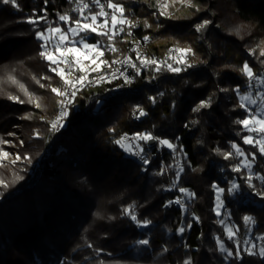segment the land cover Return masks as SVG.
Segmentation results:
<instances>
[{
  "label": "trees",
  "instance_id": "16d2710c",
  "mask_svg": "<svg viewBox=\"0 0 264 264\" xmlns=\"http://www.w3.org/2000/svg\"><path fill=\"white\" fill-rule=\"evenodd\" d=\"M77 1L17 0L18 8L0 2V76L6 78L0 83V137L22 124L26 142L21 149L30 157L13 172L0 168V264H264L258 254L264 247V239H258L264 237V155L243 143L250 133L236 123L248 113L239 96L254 86L240 71L243 64L264 79V56L259 54L264 0H193L197 8L168 18L158 13L160 0H112L124 6V16L135 26L124 25L114 37L115 52L107 37L90 34L88 41L99 42L110 60L129 51L139 74L132 68L130 83L118 78L78 91L56 131L53 117L61 98L51 89L67 86L40 55L45 48L36 33L49 26L66 31L80 16ZM83 1L90 6L85 15L99 11L92 0ZM101 2L107 7L108 0ZM65 14L71 17L67 23L59 20ZM33 17L45 19L29 23ZM204 20L211 23L197 32L194 26ZM145 37L150 40L145 58L162 62L160 71L156 65H141L136 52L128 50L132 41ZM179 43L195 54L169 55ZM253 48L257 50L250 53ZM51 49L49 45L47 51ZM167 64L182 71H169ZM10 70L14 77H8ZM202 101L209 106L193 111ZM137 108L146 113L139 121ZM125 132L157 138L141 141L147 164L115 143ZM161 139L175 150L159 144ZM233 143L253 162V186ZM228 152L233 155L226 160ZM237 165L241 171H232ZM232 183L238 187L229 191ZM214 185L224 189L220 215ZM168 186L195 195L191 199ZM179 195L184 206L169 204ZM246 215L255 223L246 225ZM226 227L238 230L239 258L226 257L217 243L219 238L235 253ZM249 236L256 242V255L244 251Z\"/></svg>",
  "mask_w": 264,
  "mask_h": 264
},
{
  "label": "snow or ice",
  "instance_id": "6c2138e0",
  "mask_svg": "<svg viewBox=\"0 0 264 264\" xmlns=\"http://www.w3.org/2000/svg\"><path fill=\"white\" fill-rule=\"evenodd\" d=\"M5 5H12L13 7H19L17 0H0ZM46 2V0H45ZM94 4H96L99 8L98 12H89L88 15H85V10L89 9V4L83 2V0H78L79 7L76 9L80 13V16L78 19L71 20V17L67 14L60 15L59 20L62 22H69L71 20V23L68 25L67 30L65 31L61 27H51L49 26L44 31H39L36 33L37 38L43 41L42 47L45 48V51H42L40 55L44 57L47 61L50 62L51 65H55V67H50V70L55 73L57 76L63 80L64 84L67 86L64 90H61L59 88L53 87L51 91L55 93L58 97H60L59 103L63 107L66 103L71 102V100L76 96L78 85H83L84 82L87 80V75H80L74 79H68L66 76H71V71H69L67 74L65 73V68L61 67V64H64L65 66H69L68 57H72L75 61V65L79 66V71L81 73H86L89 69L92 72H98L101 69V65H105L108 67H111L108 61L101 59V57L104 55V50L100 47L99 42L96 44H90L87 42L90 34H95L102 37H107L109 43V49L113 52L117 51L115 46L111 44V41H113L114 37L119 32L124 31V25H128L129 27H134L135 24L132 21H129L124 17V6L121 4L113 3L112 0H108L107 8L111 9L112 12L109 13L105 11V5L101 3V0H92ZM175 2V0H173ZM180 3L186 4L189 7L193 6L192 0H179ZM168 7L167 3H164L162 5V11L160 12V15H169L166 11ZM199 10V9H197ZM117 13H119L120 17L118 19ZM109 17L111 22V27L109 28ZM45 19V17H33L30 18L29 23H38L40 20ZM211 22L208 20H204L202 23L196 24L195 30L197 32L204 29L208 24ZM118 26H120L118 28ZM150 27V25H149ZM47 33V34H46ZM58 34V35H56ZM130 34V33H129ZM71 37V38H70ZM79 39H76V38ZM145 40L148 39V37L144 38ZM51 45L53 51H47V48ZM76 45H80L83 49L87 50L83 54H81V47H77ZM172 51V50H170ZM175 51H179L182 53H191L195 54L193 50L189 48L185 49H175ZM89 53H94L95 55H90ZM260 55L264 56V48L261 49ZM137 59L140 61L141 65H156V71H160L161 63L156 60L148 59L145 57H141L139 53H137ZM84 60L90 61V64L85 65L83 63ZM99 61V63H97ZM118 61H112V64L117 63ZM121 63L129 64L131 67L136 68L137 74H139L140 69L137 67L135 63H132L131 58H125L124 61H120ZM181 63L186 64L187 67H192L193 65L191 63H188L186 60L181 58ZM91 65H95V67H91ZM168 70L172 72H180L182 69L180 67H173L172 64H167ZM240 71L245 74L248 77L249 85L251 86V82L253 80H256L257 77L253 73V69L249 66L247 62H245L240 69ZM120 75H124L123 72L120 73ZM111 76L115 78L116 73H112ZM45 79H49L48 77H45ZM101 80L104 79L103 76L100 77ZM125 83H130L131 79L128 76H124ZM15 82V81H14ZM260 83H264V80L259 81ZM41 87H44L43 84H41ZM21 88H23V85H21ZM71 89V91H69ZM239 91V88L236 89ZM223 91H227V89H223ZM258 95L261 96V99L264 100V93H258ZM9 99L16 100L18 99L15 96H9ZM153 102L155 101V98H151ZM240 107L246 108L245 101L247 102V105H257L258 101L257 99L252 98L251 93L241 95L240 96ZM23 102V101H20ZM31 101V97L30 100ZM209 102L202 101L193 111H199L200 108L208 107ZM36 107H40L39 104L36 105ZM138 111V117H143L146 115L145 111L141 108H137ZM67 115V111H61L57 121L53 123V128H57L60 126V120H62ZM237 124L242 125L244 129H246L249 133H255L259 136L257 138L253 135H246L244 136L243 143L253 145L254 147L258 148V151L261 155H264V115H261L259 112H248L243 119H239L236 121ZM9 135H14V133H10ZM127 139V136L121 137V139H118L115 141L117 144H122V141ZM134 140L142 141V142H149L156 140L157 138L154 137L151 133H135L132 137ZM159 144L165 145L170 149L175 150V146L173 143L166 139H161L158 141ZM6 143V142H5ZM130 143V149L129 150H136L134 152L135 155L140 156V158L143 160L145 164L148 163V160L142 156L141 154L144 152V148L140 144H131ZM232 148L235 150V154L241 157H245V153L240 149V147L233 143ZM9 153L4 152L0 150V156L2 157H8ZM233 155L232 152H228L224 154V158L227 160ZM252 158H255V153L252 154ZM20 156H16V161L20 160ZM16 161H13L15 163ZM246 168H250V163L244 165ZM182 171V169H181ZM232 171L234 172H240L241 168L239 165L232 168ZM252 174H249L246 177V180L249 184V186L252 185ZM214 187L217 188V215H220L219 209L223 206L220 202V193L224 191L223 188H220L218 185H214ZM238 187L235 183H232L231 188L229 191L235 190ZM179 192L184 194L187 193L189 197L194 196V193H189L185 188H180ZM261 195H264V193H261ZM171 203H182L179 198H177L175 201H169V204ZM126 212H128L129 215H131L132 220H136V216L131 213L130 210L126 209ZM243 220L246 225L254 224V218L251 216H244ZM147 223V222H145ZM223 223V221H221ZM191 227V224L188 225ZM179 232L183 233L185 229L181 227ZM237 231H234L231 227H226V232L228 235L229 240H235L236 244V251L235 253L227 248H225L224 243L222 240L217 238V243L220 246L221 251H224L226 253V257H233L236 256L239 258L241 256V241L236 239ZM258 239H264V237H258ZM139 243L141 244H148L147 240H142ZM244 245H247L248 247L244 248V251L247 252L248 255H256L257 253L254 251L256 248V245L252 243L250 240H244ZM260 256L264 257V247H260L259 253ZM185 264H189L188 261L185 262Z\"/></svg>",
  "mask_w": 264,
  "mask_h": 264
},
{
  "label": "rangeland",
  "instance_id": "374dc122",
  "mask_svg": "<svg viewBox=\"0 0 264 264\" xmlns=\"http://www.w3.org/2000/svg\"><path fill=\"white\" fill-rule=\"evenodd\" d=\"M164 3H167L168 4V7L166 9L167 13L169 15H162L163 17H170L174 12H177L178 10H183L187 7H189L188 5L186 4H182L179 2V0H175V2H173V0H160L159 1V4H158V13L160 14V12L163 10L162 9V5ZM192 4L193 6L191 7H194V8H197V6L195 5V3L193 2L192 0ZM117 17L118 19L121 18L119 13H117ZM125 17V16H124ZM127 19V18H126ZM111 27V22H110V17H109V28ZM120 26H118L119 28ZM124 27V26H123ZM123 32H119L118 31V34H122ZM117 34V35H118ZM58 35V34H56ZM71 38V37H70ZM76 39H79L78 37ZM197 39H199V36L197 37ZM88 43H90L88 40H87ZM262 42V41H261ZM264 43V41H263ZM91 44V43H90ZM100 47L103 49V46H101V44H99ZM77 47H81L80 45H76ZM115 48H116V45H114ZM264 46V45H263ZM176 49H185L187 48L185 44L183 43H179L177 45V47H175ZM264 48V47H263ZM117 49V48H116ZM104 50V55L101 57V59L103 60H106L109 62V64L111 65V62L112 60L108 59L106 57V51L105 49ZM257 50V48H253V49H250L249 52L250 53H254L255 51ZM50 51H53V49H51ZM87 50L83 49L81 47V54H83L84 52H86ZM260 51L261 49L259 50V54H260ZM171 52V51H170ZM182 54V56H184L185 53H182V52H179ZM90 55H95L94 53H89ZM170 55V53H169ZM2 57H4V55H2ZM6 57H8V55H6ZM17 58L16 57H12L11 60L16 62ZM68 62H69V66H65L64 64H61V67H64L65 68V73L67 74L69 71H71V76H66V78L68 79H74L80 75H87V76H91L92 75V71L89 69L86 73H81L79 71V66L75 65V61L72 57H68ZM83 63L85 65H88L90 64V61L88 60H84ZM97 63H99V61H97ZM55 67V65H54ZM91 67H95V65H91ZM108 66H105V65H101V69L100 71L98 72H102L104 70V68H106ZM109 68V67H108ZM7 71V70H6ZM4 71V72H6ZM75 71H78L80 73V75H77L75 74L74 72ZM99 73V74H100ZM12 74V70H10L8 72V77ZM128 76H129V72H128ZM10 77H14V76H10ZM18 78V77H17ZM17 78L15 79H12V80H16ZM6 78H3L2 76H0V83L3 82V81H6L4 80ZM261 80H264L263 78H260V79H256V80H253V88L252 90L249 92L251 93L252 95V98L254 99H257L258 101V104L257 105H247V102L245 101L244 103L246 104V109L248 110V112H259L261 115H264V100L261 99V96L258 95V93H264V83H260L259 81ZM7 83H10L7 82ZM13 84V83H12ZM21 83H18L17 86H20ZM27 86V84H25ZM24 86V87H26ZM27 89V88H26ZM248 94V93H247ZM245 95V94H244ZM241 96V95H240ZM239 96V98H240ZM17 100V99H16ZM60 105V103H59ZM59 105H58V109H59ZM58 113V110L55 114V116L57 115ZM54 116V117H55ZM53 117V118H54ZM22 129V124L18 125L15 130H13L12 132H6L4 135H2L0 137V150L4 151V152H8L9 155L8 157H2L0 156V168H4V170L6 169L8 172H13V170H15V167H19L21 166L22 164H25V162H29V155H28V152L24 153V151L21 149V146L24 145V143L26 142V140L21 137V130ZM10 133H14V135H9ZM250 135H253V136H256L257 138H259V136L255 133H250ZM34 137L38 138V135H35ZM6 142V143H5ZM140 145H143V143L141 141H138ZM143 147V146H142ZM130 148H126V150L128 152H131V150H129ZM16 156H20L21 159L16 161ZM13 161H16L15 163H13ZM250 163V168H246L244 165L245 164H248ZM242 166L247 170L248 173H252V168H253V162L247 157V155L245 154V157H242ZM176 188V187H175ZM177 189V188H176ZM215 192H216V197H217V188L215 189ZM180 193V192H179ZM185 195H187V193H184ZM222 194L223 192H221L219 195H220V202L222 203V205L224 204L223 202V199H222ZM189 197V196H188ZM191 199L193 198L190 197ZM216 211H217V199H216ZM223 210V206L219 209V212L221 213ZM246 240H250L252 241V243H254L256 245V242L251 240V237L249 236Z\"/></svg>",
  "mask_w": 264,
  "mask_h": 264
},
{
  "label": "built area",
  "instance_id": "2783aa9c",
  "mask_svg": "<svg viewBox=\"0 0 264 264\" xmlns=\"http://www.w3.org/2000/svg\"><path fill=\"white\" fill-rule=\"evenodd\" d=\"M85 2V1H83ZM86 3V2H85ZM102 4H104V2H101ZM105 5V4H104ZM75 6L76 8L79 7V3L78 1L75 3ZM105 11H107V7H105ZM109 12V11H107ZM149 39L147 40H142V41H132L130 44H129V47H128V50H132L134 52L139 53L141 57H145V54H144V48H145V45L149 43ZM175 49L176 48H172V51L170 52V55L175 52ZM125 58H130V55H129V51H127L125 54H122L121 52H119V57H116V58H113L112 61H118L117 63L115 64H112L111 63V67H106L104 68V70L98 74V75H94V76H87V80L84 82L83 85H78V90H77V93L78 91L84 89V88H87V87H90V86H98L100 84H102L103 82H107V81H113L115 79H118V78H122L124 79V76H128V72L133 68L131 67L129 64H125V63H121L120 61H124ZM132 61V60H131ZM132 63H134L132 61ZM147 66V65H146ZM123 72L124 75H120V73ZM112 73H116V76L115 78H113L111 76ZM103 76L104 79L101 80L100 77ZM129 77V76H128ZM130 78V77H129ZM69 91H71V89H69ZM77 95V94H76ZM75 99V97L71 100V102ZM71 102H68L66 103L63 107L61 106V104L59 105V109H58V113L57 115L54 117L53 119V123L55 121H57L61 111H64L66 110L67 111V115L62 119L60 120V126L55 128L56 131H60L62 129V126L64 125V122L66 121V118L68 116V113H69V105ZM135 119L136 120H140V117H138V112H136L135 114ZM134 134L132 133H128V132H125L121 135V137H124V136H127V139L123 140L122 143L125 145V147L127 148H130V143L129 141H131V144H139L138 140H134L132 139ZM142 146V145H141ZM136 150H131V154L139 161V162H143V160L140 158V156H137L134 154ZM142 156H144L147 160H148V155L145 154L144 152L141 154ZM168 191H178L179 192V189H176L174 186H168L166 188ZM178 198L181 200L182 203L180 204H177V203H174L173 205L175 207H179V206H184L185 204V200H184V196L182 195H179Z\"/></svg>",
  "mask_w": 264,
  "mask_h": 264
},
{
  "label": "water",
  "instance_id": "95a60500",
  "mask_svg": "<svg viewBox=\"0 0 264 264\" xmlns=\"http://www.w3.org/2000/svg\"><path fill=\"white\" fill-rule=\"evenodd\" d=\"M156 140L151 141V143H154Z\"/></svg>",
  "mask_w": 264,
  "mask_h": 264
}]
</instances>
